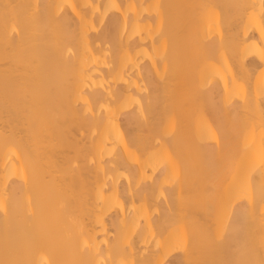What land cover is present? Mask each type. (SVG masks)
I'll list each match as a JSON object with an SVG mask.
<instances>
[{
    "label": "bare ground",
    "instance_id": "obj_1",
    "mask_svg": "<svg viewBox=\"0 0 264 264\" xmlns=\"http://www.w3.org/2000/svg\"><path fill=\"white\" fill-rule=\"evenodd\" d=\"M0 264H264V0H0Z\"/></svg>",
    "mask_w": 264,
    "mask_h": 264
}]
</instances>
